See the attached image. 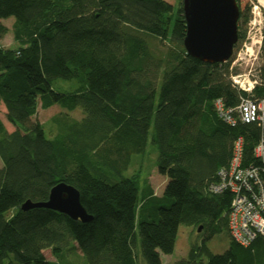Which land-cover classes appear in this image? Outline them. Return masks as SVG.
<instances>
[{"label": "trees", "instance_id": "16d2710c", "mask_svg": "<svg viewBox=\"0 0 264 264\" xmlns=\"http://www.w3.org/2000/svg\"><path fill=\"white\" fill-rule=\"evenodd\" d=\"M237 3L239 41L251 3ZM10 17L16 47L1 44L9 28L0 22V114L4 105L14 126L9 132L0 116V264H55L44 250L69 260L66 250L74 245L84 264H138L139 258L162 264L182 224L199 231L198 239L172 264H264L261 238L248 247L232 240L223 253L207 245L228 230L232 197L209 191V184L229 164L237 136H244V161L255 160L260 129L232 127L216 113V98L234 105L241 92L228 62L204 63L187 53L182 2L0 0V18ZM143 34L170 48L155 54ZM57 78L80 85L58 92ZM55 104L85 115L65 119L48 138L35 116L39 105ZM150 134L157 170L168 178L160 196L147 179L141 187L138 173L126 174ZM60 181L79 190L91 221L46 207L21 209L28 199L47 200Z\"/></svg>", "mask_w": 264, "mask_h": 264}, {"label": "built area", "instance_id": "2783aa9c", "mask_svg": "<svg viewBox=\"0 0 264 264\" xmlns=\"http://www.w3.org/2000/svg\"><path fill=\"white\" fill-rule=\"evenodd\" d=\"M256 1V2H255ZM253 16L249 31L238 52H233L230 79L241 92L237 104L228 105L223 98L213 102L218 116L230 126L255 123L260 135L253 149L255 161L244 164L243 135L235 138L227 166L219 168L218 180L209 184V191H230L232 197L228 212V232L237 244L248 247L261 238L264 242V65L255 72L235 71L243 63L259 62L264 40V0H250Z\"/></svg>", "mask_w": 264, "mask_h": 264}, {"label": "rangeland", "instance_id": "374dc122", "mask_svg": "<svg viewBox=\"0 0 264 264\" xmlns=\"http://www.w3.org/2000/svg\"><path fill=\"white\" fill-rule=\"evenodd\" d=\"M170 3L178 5L182 2V0H167ZM248 0H243V3ZM250 1V0H249ZM256 2V1H255ZM252 4V2H251ZM253 6V4H252ZM252 6H251V16L252 13ZM11 19H4V23L6 25H12L14 21L13 17ZM250 21V20H249ZM246 35L244 38L237 42L236 47L234 48L235 52H238L242 42L246 39L249 31V22L246 26H244ZM143 36L147 39L151 50L157 54L162 56L167 50L170 48V45L160 41V39L148 35L143 34ZM2 44L4 47H12L16 46L17 43L13 39L12 31L7 34ZM262 60V62H261ZM264 65V55L260 56L259 62L252 64L251 62L243 63L240 66H236L238 72H247L251 70L255 72L258 67ZM79 81L77 79H64V78H57L53 81V89L58 92H71L75 90L79 86ZM5 107L1 105V119L6 127V129L11 132L14 130V126L6 119L5 117ZM85 115V112L82 108L78 107L74 110H68L66 108L61 107L59 104H55L49 108H42L41 105L38 107L37 114L35 116L44 126L45 134L48 138L54 137L60 128L61 122L68 118H75L81 119ZM63 117V118H62ZM61 123V124H60ZM157 149L155 145L152 143L151 134L149 135L148 142L146 149L143 153L134 154L132 157V161L130 164L129 169L127 170L126 174L131 175L134 173H138L140 177V185L145 186L144 181L149 178L151 183L156 187L157 191H160L163 186V178H167L166 176L160 174L157 170L156 160H157ZM3 163L0 158V167H2ZM168 180V178H167ZM161 192V191H160ZM199 231H197L194 227L182 224L179 228V233L175 245V249L172 254H163V264H172L173 262L186 257L191 243L198 239ZM139 241V240H138ZM232 239L227 229L215 234L208 242L207 245L214 253H223L231 246ZM74 248L69 247L66 252L68 251L69 254L66 257L69 260H66L62 257H54L50 248L44 250V254L47 259L53 261L55 264H84L86 263L85 258L79 257L81 256V251L77 247V245L73 246ZM139 248H140V241H139ZM65 252V253H66ZM79 255V256H78ZM142 262V263H141ZM138 264H146L142 258H139Z\"/></svg>", "mask_w": 264, "mask_h": 264}, {"label": "water", "instance_id": "95a60500", "mask_svg": "<svg viewBox=\"0 0 264 264\" xmlns=\"http://www.w3.org/2000/svg\"><path fill=\"white\" fill-rule=\"evenodd\" d=\"M186 19L184 47L187 53L204 63H222L230 59L238 42L240 9L237 0H182ZM46 207L72 219L89 222L93 219L81 202L80 192L73 185L60 181L44 201L26 200L22 210Z\"/></svg>", "mask_w": 264, "mask_h": 264}, {"label": "crops", "instance_id": "0c3cea01", "mask_svg": "<svg viewBox=\"0 0 264 264\" xmlns=\"http://www.w3.org/2000/svg\"><path fill=\"white\" fill-rule=\"evenodd\" d=\"M8 19H10V18H8ZM0 22H2V23H4V19H1L0 18ZM14 22V21H13ZM13 22H12V24H13ZM5 24V23H4ZM6 25V24H5ZM8 26V28H9V31H8V33L7 34H9V32L11 31V28H12V25H7ZM6 36V35H5ZM4 39V38H3ZM3 39L1 40V44H2V41H3ZM3 45V44H2ZM4 46V45H3ZM17 46V45H16ZM16 46H12V47H16ZM165 176V175H164ZM167 177V176H166ZM148 180V183L151 185V188L153 189V191H154V194L155 195H158V196H160V195H162V193H163V191H164V188H165V186H166V184H167V182H168V180H167V178H163V186H162V188H161V192L160 191H157L156 190V187L151 183V181L149 180V178L147 179ZM168 255V254H167ZM161 259H162V264H163V254L161 255Z\"/></svg>", "mask_w": 264, "mask_h": 264}, {"label": "bare ground", "instance_id": "6f19581e", "mask_svg": "<svg viewBox=\"0 0 264 264\" xmlns=\"http://www.w3.org/2000/svg\"><path fill=\"white\" fill-rule=\"evenodd\" d=\"M10 19H11V18H10ZM261 62H262V60H261ZM238 101H239V100H238ZM237 103H238V102H237ZM232 127H233V126H232ZM256 142H257V141H256ZM231 155H232V154H231ZM252 155H253V154H252ZM251 158H252V157H251ZM244 159H245V158H244ZM253 161H255V160H253ZM244 163H247V161H246V162L244 161ZM141 263H142V262H141Z\"/></svg>", "mask_w": 264, "mask_h": 264}]
</instances>
